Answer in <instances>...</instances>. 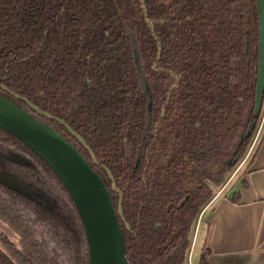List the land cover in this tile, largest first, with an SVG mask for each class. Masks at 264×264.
<instances>
[{"label":"trees","instance_id":"16d2710c","mask_svg":"<svg viewBox=\"0 0 264 264\" xmlns=\"http://www.w3.org/2000/svg\"><path fill=\"white\" fill-rule=\"evenodd\" d=\"M258 41L256 0H0V92L98 170L131 264H188L201 211L260 121ZM0 153L26 187L0 182V217L23 241L0 246V264H89L57 173L1 126Z\"/></svg>","mask_w":264,"mask_h":264},{"label":"water","instance_id":"95a60500","mask_svg":"<svg viewBox=\"0 0 264 264\" xmlns=\"http://www.w3.org/2000/svg\"><path fill=\"white\" fill-rule=\"evenodd\" d=\"M258 9V72L254 115L258 117L264 100V0ZM135 52V57H137ZM150 102V93L148 91ZM0 126L30 146L57 173L65 184L80 214L89 264H131L125 253L124 235L110 189L88 157L64 133L33 111L0 92ZM255 127L251 124L248 134ZM9 157L23 163L27 158L17 152ZM0 182L26 192L25 185L7 169L0 168Z\"/></svg>","mask_w":264,"mask_h":264},{"label":"crops","instance_id":"0c3cea01","mask_svg":"<svg viewBox=\"0 0 264 264\" xmlns=\"http://www.w3.org/2000/svg\"><path fill=\"white\" fill-rule=\"evenodd\" d=\"M259 122L247 157L216 188L196 222L190 255L200 235L209 264H264V116Z\"/></svg>","mask_w":264,"mask_h":264},{"label":"rangeland","instance_id":"374dc122","mask_svg":"<svg viewBox=\"0 0 264 264\" xmlns=\"http://www.w3.org/2000/svg\"><path fill=\"white\" fill-rule=\"evenodd\" d=\"M257 128H258V126H257ZM249 150L250 149H248L247 154H248ZM247 154L245 155V157H247ZM234 169H235V167H234ZM200 238H201V236L199 235V238L196 239V241H195V243L193 244V247H192V253L190 255V260L192 261V264H203V263H200V261H199L200 253H201V243H200L201 241H200ZM4 239L6 240V243H5ZM21 242H23V241H22L20 233H18V229L16 228V226L12 222L7 220L6 218L0 217V246L2 248H4V249H7V246H5V245L11 244L13 247L20 248L21 247ZM51 245H52V247H56L54 244H51ZM59 251H60V249H59ZM64 257H66V255ZM61 259H62V257H61ZM188 264H189V260H188Z\"/></svg>","mask_w":264,"mask_h":264},{"label":"built area","instance_id":"2783aa9c","mask_svg":"<svg viewBox=\"0 0 264 264\" xmlns=\"http://www.w3.org/2000/svg\"><path fill=\"white\" fill-rule=\"evenodd\" d=\"M261 115H262V117L264 116V100H263V103H262V108H261V112H260V120H261ZM261 124V122L259 123V125H258V128L256 129L257 131H256V134L259 132V129H260V125ZM256 138V136L254 137V139ZM189 255H190V252H189ZM189 258H190V256H189Z\"/></svg>","mask_w":264,"mask_h":264},{"label":"flooded vegetation","instance_id":"af4514ba","mask_svg":"<svg viewBox=\"0 0 264 264\" xmlns=\"http://www.w3.org/2000/svg\"><path fill=\"white\" fill-rule=\"evenodd\" d=\"M3 155H4L3 153H0V158H2V157H3Z\"/></svg>","mask_w":264,"mask_h":264}]
</instances>
